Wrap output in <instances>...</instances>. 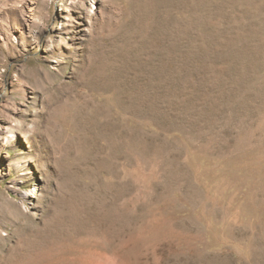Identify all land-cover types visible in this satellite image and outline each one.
Returning a JSON list of instances; mask_svg holds the SVG:
<instances>
[{
	"label": "rangeland",
	"instance_id": "374dc122",
	"mask_svg": "<svg viewBox=\"0 0 264 264\" xmlns=\"http://www.w3.org/2000/svg\"><path fill=\"white\" fill-rule=\"evenodd\" d=\"M0 264H264V0H0Z\"/></svg>",
	"mask_w": 264,
	"mask_h": 264
},
{
	"label": "bare ground",
	"instance_id": "6f19581e",
	"mask_svg": "<svg viewBox=\"0 0 264 264\" xmlns=\"http://www.w3.org/2000/svg\"><path fill=\"white\" fill-rule=\"evenodd\" d=\"M32 21H38L37 19H33ZM42 72V71H41ZM35 74H37V72H35ZM39 74V73H38ZM46 74V73H44ZM43 75V74H41ZM42 77V76H41ZM45 77V76H44ZM141 92V91H140ZM119 101H121L119 99ZM133 101V100H132ZM134 102V101H133ZM136 104V103H135ZM142 106V105H141ZM122 108V107H121ZM146 108V107H145ZM142 109V108H141ZM105 110V109H104ZM107 110V109H106ZM123 110V109H122ZM146 110V109H145ZM155 110V109H154ZM109 111V110H108ZM120 111V110H119ZM139 111V110H138ZM127 112V111H126ZM155 112V111H154ZM118 115V113H117ZM153 113L151 114L152 118H153ZM123 117V116H122ZM116 118V117H115ZM113 118V119H115ZM120 118V117H119ZM165 118V117H164ZM125 119V118H124ZM133 119V118H132ZM154 119V118H153ZM117 120V119H116ZM115 120V122H116ZM123 120V119H122ZM110 121V120H109ZM118 122V121H117ZM116 122V123H117ZM125 123V122H124ZM107 124V123H106ZM107 126V125H106ZM117 126V125H116ZM113 127V126H112ZM120 127V126H119ZM118 127V128H119ZM126 127V126H125ZM167 127V126H166ZM175 127V126H174ZM109 128V127H107ZM121 128V127H120ZM113 130V129H111ZM110 130V131H111ZM122 130V129H121ZM105 131V130H104ZM118 131V130H117ZM120 131V130H119ZM112 132V131H111ZM104 133V132H103ZM102 133V134H103ZM108 134V133H107ZM106 134V135H107ZM104 135V134H103ZM105 136V135H104ZM112 136V135H111ZM119 137H121V140L118 142V147L119 148H122V149H127V150H131V149H148L150 147V142L152 141H147L144 139V135L138 131L137 129H131V130H128V131H125L123 133H121L119 135ZM146 138H148L146 136ZM116 139V137H115ZM120 139V138H119ZM116 144V141L114 142V146ZM140 153V152H139ZM123 158V157H122ZM154 158V157H153ZM161 159V158H160ZM164 159V158H163ZM120 161V160H119ZM136 163V162H135ZM121 166V165H120ZM141 167V166H140ZM186 171V170H185ZM137 175V174H136ZM135 176V175H134ZM145 176V175H144ZM172 181V180H171ZM115 188V187H114ZM204 198V197H203ZM210 199V198H209ZM214 203V202H213ZM205 213V212H204ZM94 217V216H93ZM98 217V216H97ZM210 217V216H209ZM75 218V217H74ZM205 219V218H204ZM55 257V256H54ZM224 259V258H223ZM63 261V260H62Z\"/></svg>",
	"mask_w": 264,
	"mask_h": 264
}]
</instances>
